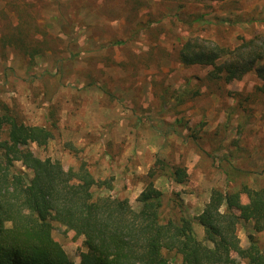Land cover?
Masks as SVG:
<instances>
[{"label":"rangeland","instance_id":"374dc122","mask_svg":"<svg viewBox=\"0 0 264 264\" xmlns=\"http://www.w3.org/2000/svg\"><path fill=\"white\" fill-rule=\"evenodd\" d=\"M160 13L157 30L150 22ZM199 13L224 20L220 31H203L207 38L236 44L252 29L264 35V0H0V106L52 131L45 146L30 144L37 156L65 168L85 162L95 178L112 180L95 194L137 206L153 180L202 238L196 217L214 187H264V92L255 71L211 81L206 68L178 60L173 48ZM117 39L129 41L114 47ZM176 165L187 169L184 184L170 176ZM54 225L78 262L83 237ZM249 234L264 251V230L241 222L244 247Z\"/></svg>","mask_w":264,"mask_h":264},{"label":"trees","instance_id":"16d2710c","mask_svg":"<svg viewBox=\"0 0 264 264\" xmlns=\"http://www.w3.org/2000/svg\"><path fill=\"white\" fill-rule=\"evenodd\" d=\"M163 13L150 22L157 30L164 29ZM205 16L199 13L189 22L186 39L178 38L173 48L178 60L206 68L211 81L229 82L255 71L264 92V35L252 29L236 44L207 38L203 31L210 26L220 31L224 20ZM128 41L117 39L113 46ZM51 138L47 126L27 124L7 105L0 106V264H264L256 237L249 234L244 247L238 235L243 221L253 222L255 231L264 230V187H214L196 217L204 232L199 238L181 207L167 208L164 192L153 180L134 206L126 197L95 194L94 188H113L112 180L95 178L85 162L65 168L60 160L31 150V143L45 146ZM170 176L184 184L189 175L186 167L176 165ZM55 223L83 237L85 250L78 262L54 237Z\"/></svg>","mask_w":264,"mask_h":264}]
</instances>
